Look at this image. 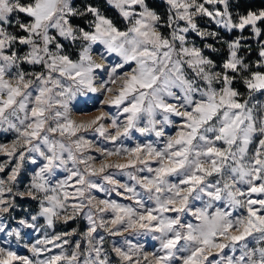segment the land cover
I'll return each mask as SVG.
<instances>
[{"label":"snow or ice","instance_id":"6c2138e0","mask_svg":"<svg viewBox=\"0 0 264 264\" xmlns=\"http://www.w3.org/2000/svg\"><path fill=\"white\" fill-rule=\"evenodd\" d=\"M104 2L119 23L92 2L0 0V132L15 134L0 143V173L12 165L0 177V264H81L80 241L64 248L76 229L25 244L35 260L2 246L41 218L54 229L77 217L87 221L83 264H111L99 230L159 242L152 252L114 242L118 264H264V8L162 0L161 14L149 0ZM193 33L226 44L227 59L218 65L204 52L218 49ZM249 39L254 62L240 55ZM134 132L155 140L125 146ZM25 161L43 163L19 190ZM58 170L67 175L53 184ZM17 197L38 211L10 227Z\"/></svg>","mask_w":264,"mask_h":264},{"label":"rangeland","instance_id":"374dc122","mask_svg":"<svg viewBox=\"0 0 264 264\" xmlns=\"http://www.w3.org/2000/svg\"><path fill=\"white\" fill-rule=\"evenodd\" d=\"M159 3H162V0H157ZM82 5V4H81ZM166 5H164L162 3V8L159 11L161 14H163L166 10ZM211 7V6H209ZM198 22H199V26L202 29H206L209 31H217V26L214 23L209 22L207 17H202V18H198ZM221 36L223 37L224 40H229L227 38V36H224V31L223 29H219ZM227 33V32H226ZM228 34V33H227ZM231 34V33H229ZM241 35V33H239L238 31H236V35H233V37L235 38L236 36ZM244 36H251V33L248 29H245V31L243 32ZM189 38L193 41L196 42V44L198 46H203L204 43H211L213 44L214 47H216L218 49V51L216 52H209V50L204 49V52L206 55H209L210 58H212L214 61L217 62V64H221L225 59H227L228 57V49H227V45L223 44V43H218L217 41L208 39L206 41H201L199 37H197L194 33L190 34ZM233 39V38H232ZM243 43H246L247 45H250V49L245 48L243 50V54H245V57L247 55H249V53H251L253 50H255V45L257 44V40L255 39H249L247 41H243ZM224 48L227 50V54L224 51ZM69 51H72V49H69ZM258 59V56L252 55V57H250L249 60H247L248 62H254ZM27 67V66H25ZM238 87L241 88V91H244V89L242 88V86L237 85ZM259 99L261 100V102H264V97H259ZM111 111H115L114 109H111ZM91 117H78V119H89ZM166 134H174L175 129L168 127L165 129ZM14 133H3L0 132V143H9L13 138H14ZM89 138H93L91 133L86 134ZM134 136V140H125V146H134V144L136 142H147L148 140H155L154 136H149V137H145V136H140L139 133H133ZM104 145L106 147L111 148L112 145L108 142H103ZM162 146V145H159ZM91 154L93 155H98L95 152H92ZM7 159V157L0 155V163H3L5 160ZM40 163H43V161H39L37 164H32L30 161H25L24 164V168L21 171L20 176L18 177V184L17 187L19 188V190H23L24 187L30 183L31 178H32V174L34 173L35 170L38 169V167L40 166ZM12 165H9L8 167H6L5 169V173H0V177H4L6 176V173L10 170V167ZM67 175V173L62 172V171H57L56 176L52 178V183L55 184L56 180L58 179H63L65 176ZM118 179H120L121 181L126 180V177L123 176H117ZM132 183V182H129ZM71 190V189H69ZM99 196H101V198H103V194H97ZM111 199H115L120 203H130V201H125L123 200L122 197H117L115 196V194L113 193L112 196L110 197ZM17 207H15V209L10 213V215L12 217H15V219H9L7 221V223L9 224L10 227H17V221L20 218H26L28 217L29 213H33L35 214V212L38 211V202L37 201H33L31 199L28 198H24V199H20L19 197L16 198L15 201ZM72 224H74L73 228H71L70 230H65V224L62 221H58L56 223V226L54 229H48L46 228V226H44L45 222L43 220V218H41L39 220V224L42 226L40 227V229L38 231H34L32 229H24V239H22L21 241H16V239L14 237H3V239L8 240L9 243L8 244H4L2 246L4 247H10L13 251H16L18 255L21 256H28L30 258H32L33 260L37 259V257H34L32 255V253L28 250L27 247H25V244H32L35 243V241L37 239H44L45 237V233L47 232L49 235H51L53 232L56 233H60V232H70L73 229H76V235L71 236V237H65V239H69L72 243L68 244V245H64V248L68 251L71 252L74 244L76 241H80L81 245H82V249L85 250V255L81 256V264H83V260L85 258V256L87 255V241L83 238L82 233L86 231L87 229V221L82 219L81 217H77L75 220H71ZM99 235H103L105 237L104 242H103V249L106 252V254L109 257V260L111 261V264H118V257L116 256V254L112 251V247H113V243L116 242L117 244H123V241L125 238H127L128 240H130L132 243H139V244H143L144 245V251L146 252H152L154 251L156 248L159 247V242L155 241L151 238V235H147V236H136L132 233H125L124 236H108L106 233H103L102 230H99ZM0 236H3V234H0ZM57 243H60L59 241ZM46 247L48 248H52V245H47ZM61 251V249L59 248H53L52 252H45L42 256L39 257V259H46L48 256L52 255V254H59ZM227 251V250H225Z\"/></svg>","mask_w":264,"mask_h":264},{"label":"trees","instance_id":"16d2710c","mask_svg":"<svg viewBox=\"0 0 264 264\" xmlns=\"http://www.w3.org/2000/svg\"><path fill=\"white\" fill-rule=\"evenodd\" d=\"M78 4H83L85 2H92L94 4H99L103 10H105V14L109 17H113L117 19V22L119 23L118 14L114 9L109 8L104 2V0H76ZM149 3L151 6H153L158 12L162 8V3H159L157 0H149ZM231 3L234 5L235 11L240 12L241 14H246L247 10H253L256 11L260 8H264V0H231ZM81 24L82 27H86V24L82 21H77ZM121 26H123L121 24ZM233 35H236V32H233L231 34H227L224 32V36H227L229 40H231ZM244 49L241 50L240 55L245 57V54H243ZM225 53L227 54V50L224 48ZM258 56V50H257V44L255 45V50H253L249 55H247L245 58L246 60H249L252 55ZM74 224H72V221H69L68 224H65V230H70L73 228Z\"/></svg>","mask_w":264,"mask_h":264}]
</instances>
